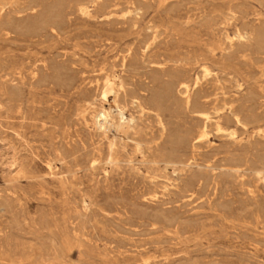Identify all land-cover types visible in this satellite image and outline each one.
<instances>
[{
	"label": "rangeland",
	"instance_id": "1",
	"mask_svg": "<svg viewBox=\"0 0 264 264\" xmlns=\"http://www.w3.org/2000/svg\"><path fill=\"white\" fill-rule=\"evenodd\" d=\"M257 31L264 0H0V264H264Z\"/></svg>",
	"mask_w": 264,
	"mask_h": 264
},
{
	"label": "bare ground",
	"instance_id": "2",
	"mask_svg": "<svg viewBox=\"0 0 264 264\" xmlns=\"http://www.w3.org/2000/svg\"><path fill=\"white\" fill-rule=\"evenodd\" d=\"M80 10L81 11H83L84 13H87L88 12V10H86V8L84 9V8H80ZM220 15V14H219ZM255 28V27H254ZM253 28V29H254ZM257 28V27H256ZM259 28V27H258ZM252 29V30H253ZM238 30H240V29H238ZM251 30V31H252ZM260 30V29H259ZM262 30V29H261ZM250 31V30H249ZM253 31H256L255 29L253 30ZM242 34V33H241ZM249 34V33H248ZM247 34V35H248ZM251 34V33H250ZM259 35V39H264V32H262V31H257V33L255 32V35ZM251 36V35H250ZM249 36V37H250ZM239 37H243L242 35H240ZM254 38V37H253ZM257 38V37H256ZM256 38H254V39H256ZM257 40V39H256ZM259 41V40H258ZM259 42H261L262 43V41H259ZM262 48H264V47H262ZM259 49V48H258ZM203 71H204V77H206L207 76V73H208V69H207V67H203ZM177 78V83H178V85L181 87V88H184L185 89V91H188V89H189V84H188V81L190 80V78H189V76H187L186 74L185 75H183L182 74V76L181 75H179V76H177L176 77ZM107 79V78H106ZM198 82H199V78L198 77H196L195 78V84H198ZM194 84V85H195ZM100 90V89H99ZM113 92V82L110 80V79H107V80H105L104 81V83L102 84V87H101V90H100V94H101V96H102V98L105 100V99H107V97H108V95L110 94V93H112ZM220 92V91H219ZM215 101V100H214ZM214 101H213V103H214ZM186 104L190 107V105H192L193 107H194V104H192V102H191V100H190V96L187 94V96H186ZM205 104V103H204ZM214 105V104H213ZM121 106V105H120ZM196 107V106H195ZM204 107V106H203ZM122 108V107H121ZM229 108H231V107H229ZM232 109V108H231ZM196 111V113H197V115L199 116V118H198V125L196 126V128L195 127H193V128H195L196 130L194 131V133H193V129L191 130L192 131V133H193V135L191 134V132H190V136L188 137V139H190V140H195L194 141V143H199V142H201L202 143V141L203 140H205L207 137H208V132H207V130H208V126H207V122H208V120H209V115L207 114V112H205L204 110H202L201 109V107L199 108L198 107V109L197 110H195ZM118 112V111H117ZM220 116V115H219ZM203 120H206L205 122H203ZM235 120H236V122L237 123H240L241 122V120H240V118L238 117V116H236L235 115ZM219 121V120H218ZM161 122V121H160ZM220 122V121H219ZM219 122H216V129H218L217 131H222L223 130V126L219 123ZM190 131V130H189ZM188 131V132H189ZM234 131H236V130H234ZM259 131H262V130H258L257 132H259ZM233 132V131H232ZM187 132H179V136L180 137H185L187 134H186ZM261 133V132H260ZM236 134V133H235ZM259 134V133H258ZM231 136H233V135H231ZM258 175H261L260 176V179H262V178H264V169H262L261 171H258Z\"/></svg>",
	"mask_w": 264,
	"mask_h": 264
}]
</instances>
